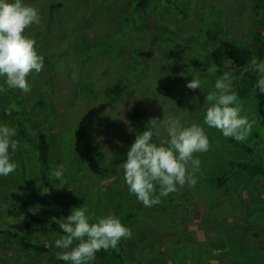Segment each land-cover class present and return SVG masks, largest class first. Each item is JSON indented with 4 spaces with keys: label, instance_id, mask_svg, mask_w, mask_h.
Listing matches in <instances>:
<instances>
[{
    "label": "rangeland",
    "instance_id": "rangeland-1",
    "mask_svg": "<svg viewBox=\"0 0 264 264\" xmlns=\"http://www.w3.org/2000/svg\"><path fill=\"white\" fill-rule=\"evenodd\" d=\"M136 2L25 0L40 11L41 25L26 34L35 39L44 67L28 76L30 92L6 86L4 91H13L35 129L48 135L51 177L70 211L86 206L96 216L125 212L129 190L121 163L136 138L134 109L162 121L153 137L158 143L167 138L164 121L170 115L205 128L210 147L193 154L201 161L196 185L177 186L150 207L159 212L158 230L147 218L137 219L131 238L100 250L92 264H264V174H234L221 189L211 181L229 169L230 160L264 163L259 90L253 88L257 77L251 70L235 71L223 46L230 40L243 50L245 68L254 57L264 60V0H153L135 17ZM226 72L242 115L254 121L244 141L203 124L207 98ZM194 75L201 89L186 87ZM10 121L0 112V122L15 127ZM15 139L16 170L0 177V231L24 234L57 254L62 250L54 241L61 233L24 220L18 210L16 198L26 189L34 214L59 219L40 182L34 148L18 132ZM60 164L64 173L57 179L52 172ZM139 204L140 211L148 208ZM202 216H209L208 223ZM0 264L60 263L0 232Z\"/></svg>",
    "mask_w": 264,
    "mask_h": 264
},
{
    "label": "clouds",
    "instance_id": "clouds-1",
    "mask_svg": "<svg viewBox=\"0 0 264 264\" xmlns=\"http://www.w3.org/2000/svg\"><path fill=\"white\" fill-rule=\"evenodd\" d=\"M40 26V11L25 3V0H0V91L18 89L31 91L28 76L39 74L44 67V57L35 47L34 38L26 34L30 26ZM256 75L255 91L264 94V60L254 57L245 72ZM211 71V69H210ZM202 81L197 76L187 83L192 90L201 89ZM215 93L208 96L209 106L204 110L203 124L215 128L226 138L244 141L251 133L254 121L242 115V106L233 88L232 77L224 73L215 81ZM157 122L153 118L147 130L136 135L121 163L123 179L130 193L144 207L161 202V197L178 191L185 184L194 187L195 172L199 170L200 159L194 153L207 152L210 142L205 128L198 123L182 122L178 116H169L166 123L167 138L154 142L159 135ZM15 127L0 122V177H7L16 170L12 153L17 151L19 141L15 139ZM11 150V151H10ZM189 164L191 169H189ZM64 166L58 165L52 175L61 179ZM63 235L54 241L62 251L59 260L66 264H92L100 250L116 248L121 239L131 238L132 231L114 214L96 216L86 206L76 207L59 224Z\"/></svg>",
    "mask_w": 264,
    "mask_h": 264
},
{
    "label": "trees",
    "instance_id": "trees-1",
    "mask_svg": "<svg viewBox=\"0 0 264 264\" xmlns=\"http://www.w3.org/2000/svg\"><path fill=\"white\" fill-rule=\"evenodd\" d=\"M152 1L153 0H137L134 8L135 17L136 12L138 14H145L152 5ZM223 46L227 57L232 61L235 71H243L247 63L245 52L230 40H224ZM192 63L195 66H199L201 64L198 60H192ZM14 95L15 94L13 91H0V112L4 113L5 116L9 120H11L10 122H13L12 126L16 127L18 135L26 143L34 148L36 159L38 162L40 182L46 192V196L51 200V207L54 208L55 214L59 216V219L55 220L50 217H42L34 214L30 209L26 198V189H24L22 193L16 198L18 210L24 220L47 226L49 229L58 231L59 233H61V235H63L62 231L59 228V224L63 222L69 214H71V211L69 209L68 201L59 194L55 182L51 177V147L48 135L41 129H35L26 115V109L24 105L22 106L21 102H19V100H17ZM255 99L257 103L256 109L260 116V122L262 125H264V94H261L259 91L255 92ZM132 115L134 118L133 122L136 126V131L134 132L135 136L141 133L143 130H147L151 127V125L148 124L150 122L149 116L145 115L138 109H134ZM237 173H240L247 178H251L256 175H262L264 174V163L255 159H250L248 161L230 160L229 169L223 171L217 176L212 177L211 181L215 184L216 187H218V189H221L232 178V176ZM24 182L26 183V180H24ZM134 197L135 196L130 192H127L124 195V201L126 205L125 212L121 217H119L121 219V222L132 229L137 219L147 218L145 220H147L148 223L152 224V227H154L155 230H158L162 225V221H159L161 220L158 214L159 212L157 210H151L150 207L146 208V210L144 211H140L136 208V205L139 204V201ZM161 200L163 199L161 198ZM168 200L173 201L174 197H168ZM202 217H204L203 223H208L209 216ZM206 218H208V220ZM0 232L6 233L12 237H17L20 245L24 248H28L37 254L50 255L60 264H66V262L58 259L57 254L50 252L46 245L38 242L28 241L24 234L12 232L11 230H1ZM123 242L124 239H121V245L123 244Z\"/></svg>",
    "mask_w": 264,
    "mask_h": 264
}]
</instances>
